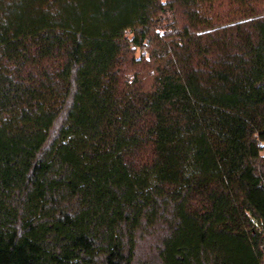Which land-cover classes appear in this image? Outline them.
I'll list each match as a JSON object with an SVG mask.
<instances>
[{
    "label": "trees",
    "instance_id": "trees-1",
    "mask_svg": "<svg viewBox=\"0 0 264 264\" xmlns=\"http://www.w3.org/2000/svg\"><path fill=\"white\" fill-rule=\"evenodd\" d=\"M253 2L0 0V264H264Z\"/></svg>",
    "mask_w": 264,
    "mask_h": 264
},
{
    "label": "rangeland",
    "instance_id": "rangeland-1",
    "mask_svg": "<svg viewBox=\"0 0 264 264\" xmlns=\"http://www.w3.org/2000/svg\"><path fill=\"white\" fill-rule=\"evenodd\" d=\"M232 6H228V4L223 5L220 8L215 9L214 11L208 12L207 17L210 19L212 24H219V23H227L229 21H234V20H240L246 14L244 13V9L241 7H237V5L234 8H231ZM253 8H254V13L257 14H264V0H254L253 2ZM129 38L132 37L130 33L127 34ZM132 55H135L136 59H148L149 58V51L148 48L146 47H140L137 48L132 52Z\"/></svg>",
    "mask_w": 264,
    "mask_h": 264
}]
</instances>
